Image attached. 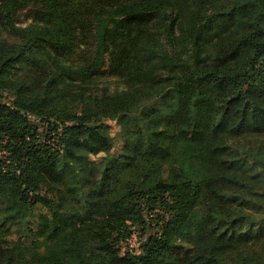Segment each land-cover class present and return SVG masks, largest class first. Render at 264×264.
I'll return each instance as SVG.
<instances>
[{
	"label": "trees",
	"instance_id": "1",
	"mask_svg": "<svg viewBox=\"0 0 264 264\" xmlns=\"http://www.w3.org/2000/svg\"><path fill=\"white\" fill-rule=\"evenodd\" d=\"M0 24V74L32 81L0 83V264H264V0H0ZM130 111L112 152L94 122Z\"/></svg>",
	"mask_w": 264,
	"mask_h": 264
},
{
	"label": "rangeland",
	"instance_id": "2",
	"mask_svg": "<svg viewBox=\"0 0 264 264\" xmlns=\"http://www.w3.org/2000/svg\"><path fill=\"white\" fill-rule=\"evenodd\" d=\"M30 8H24L18 11L17 13V20L20 23H26L29 21L32 17V14L30 12ZM0 35L7 36L9 40H15L17 37L11 36L10 34L7 33V30L0 24ZM29 63L27 62L26 59L10 63L5 66L3 69V72L0 74V83L5 84L9 83L11 81L19 80V79H24L29 82L31 81L30 77V70H29ZM111 87V89H114L115 87H122V84L117 82L114 79H109L107 81ZM0 92L4 94H8L9 92V87L6 86H1L0 85ZM155 116V115H153ZM140 114L136 111H130L127 112L126 114L123 115H118V114H106L102 119L94 122V124H104V131L110 136L111 143H112V152H121L124 143H125V137H124V130L132 127L138 120L140 119ZM263 136V135H261ZM246 138V137H244ZM101 154H93L91 157L92 158H98ZM170 164H172L174 167H178L182 165V162L179 160H171ZM12 209L10 210V207L7 210V214H12L19 211V221L20 223L14 227H11L8 229L10 231L9 236L11 238H16L17 235L21 234L26 239H29L31 237V231L33 229V226L35 227V222L34 219L30 216L32 213V207L29 205H26L22 208L19 207V205L15 204L12 205ZM19 208H18V207ZM38 207V206H37ZM2 213L0 212V215ZM29 216V217H28ZM17 217H14L13 220H16ZM15 222V221H14ZM19 231V233H18ZM29 235V236H28ZM28 236V237H27ZM145 236H141L138 233H135L126 243H123V249H126L127 247H132L136 251H140V241L141 239H144ZM179 243H187L185 238H178L177 239ZM230 256L234 257L233 253H230ZM229 258V256H228Z\"/></svg>",
	"mask_w": 264,
	"mask_h": 264
},
{
	"label": "water",
	"instance_id": "3",
	"mask_svg": "<svg viewBox=\"0 0 264 264\" xmlns=\"http://www.w3.org/2000/svg\"><path fill=\"white\" fill-rule=\"evenodd\" d=\"M149 238H150V237H147V238L143 241V243H147L148 240H149Z\"/></svg>",
	"mask_w": 264,
	"mask_h": 264
}]
</instances>
